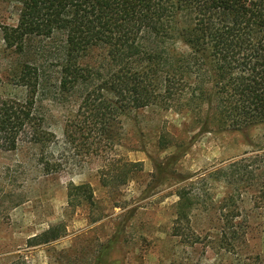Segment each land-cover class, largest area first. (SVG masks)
<instances>
[{
    "label": "rangeland",
    "instance_id": "1",
    "mask_svg": "<svg viewBox=\"0 0 264 264\" xmlns=\"http://www.w3.org/2000/svg\"><path fill=\"white\" fill-rule=\"evenodd\" d=\"M15 19L0 0V26ZM101 56L81 62L100 65ZM61 58L59 36L26 37L17 49L0 27V93L23 99L12 76L24 62L41 68L34 112L53 136L46 152L61 163L46 173L35 146L0 150V264H264V122L204 131L205 106L151 103L119 114L111 143L87 128L73 139L66 124L84 116L78 87H58ZM69 182L88 184L92 199L67 209ZM181 186L191 204L177 229ZM58 222V237L29 242Z\"/></svg>",
    "mask_w": 264,
    "mask_h": 264
},
{
    "label": "trees",
    "instance_id": "2",
    "mask_svg": "<svg viewBox=\"0 0 264 264\" xmlns=\"http://www.w3.org/2000/svg\"><path fill=\"white\" fill-rule=\"evenodd\" d=\"M3 1L16 9L15 22L0 26L6 46L21 49L30 36L60 37L58 87H78V112L84 116L66 124L67 136L73 137V129L80 136L92 131L111 143L116 117L151 103L192 112L205 106L204 131L209 125L242 128L264 122V0ZM95 50L102 55L100 65L81 62ZM42 74L39 66L24 62L11 81L25 87V97L0 93V150L35 146L47 173L61 163L46 152L53 136L34 112ZM176 194L179 229L187 216L182 207L191 200L184 186ZM66 199V208L73 210L82 199H92L91 188L69 182ZM62 227V222L52 224L29 242L55 239Z\"/></svg>",
    "mask_w": 264,
    "mask_h": 264
}]
</instances>
